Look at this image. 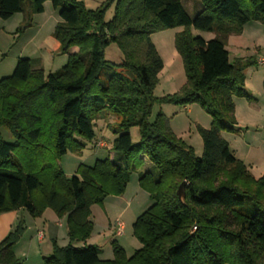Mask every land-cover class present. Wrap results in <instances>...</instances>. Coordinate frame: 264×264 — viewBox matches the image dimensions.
Masks as SVG:
<instances>
[{"label":"trees","instance_id":"16d2710c","mask_svg":"<svg viewBox=\"0 0 264 264\" xmlns=\"http://www.w3.org/2000/svg\"><path fill=\"white\" fill-rule=\"evenodd\" d=\"M46 1L61 17L53 35L67 62L46 73L20 57L0 80V214L26 209L37 218L52 209L67 218L69 243L54 240L45 264H264V176L255 177L222 137L235 130L233 96L251 98L243 70L255 61L232 62L228 39L250 21L264 24V0H200L195 17L182 0H106L96 9L84 0H29L32 15L44 12ZM25 2L0 0V19L23 12ZM113 3L114 16L106 20ZM175 27H183L175 47L186 82L155 97L164 60L151 35ZM192 29L216 36L207 40ZM111 43L122 50L119 64L106 58ZM74 46L78 50L70 53ZM156 102L197 103L211 115V126L200 128L201 156L173 132L169 117L159 112L150 119ZM104 111L119 118L114 157L81 164L67 175L59 160L96 138L95 121ZM135 126L137 143L130 133ZM2 128L13 141L5 140ZM146 158L157 172L139 173L153 201L133 223L141 247L128 256L114 240L113 257L103 259L98 246L86 243L95 227L91 207L123 194ZM25 229L20 220L0 241V264H22L13 247Z\"/></svg>","mask_w":264,"mask_h":264},{"label":"rangeland","instance_id":"374dc122","mask_svg":"<svg viewBox=\"0 0 264 264\" xmlns=\"http://www.w3.org/2000/svg\"><path fill=\"white\" fill-rule=\"evenodd\" d=\"M104 1L106 0H84L89 9H96ZM182 2L191 17H195L202 9L200 0H182ZM24 9L8 23H5V19H0V28L5 25L7 27L0 29V37H2L0 44L5 49V54H0V80L13 73L20 57H30L34 61V65L41 66L46 73L57 71L67 62L66 55L61 53L60 50L58 51L60 45L53 35L56 25L61 21V17L51 1L46 2L45 10L42 13L32 15L29 0H26ZM114 12L115 3L108 7L106 20H111ZM182 29L183 27L168 28L155 31L151 35L152 41L164 60V68L159 73V80L154 88L155 97L174 93L186 82L184 65L175 47L176 34ZM244 30L245 33L243 34ZM244 30L241 34L230 35L231 39L229 36L230 42L228 39L227 48L232 62L238 58L255 60L243 70L245 87L251 98L238 96L237 94L233 96L235 102V130L222 132V137L228 141L236 157L249 167L252 174L255 177H261L264 176V61H262L264 59V24L261 21L253 20L244 26ZM192 31L195 35H200L207 40L216 36L214 32L198 29H192ZM1 57L6 58V60L1 61ZM106 58L119 64L123 60L122 50L117 44L111 43L106 48ZM190 106L192 108L191 113L182 105L156 102L150 119L154 120L159 112L169 117V125L173 132L190 144L198 156H201L204 145L200 128H209L212 117L201 105L194 103ZM118 122L119 118L116 114L104 111L100 118L95 121L96 138L92 141L86 140V147L83 151L78 153L68 152L59 160L64 172L71 176L77 172L81 164L92 166L96 158L109 157L110 153L113 152L111 148L116 137L114 132L118 128ZM130 133L133 142L137 143L140 138L138 127H132ZM2 134L6 141L14 140L6 128H2ZM145 168L146 166L142 169ZM151 169L157 172L153 164ZM137 189L141 192L140 196L133 204L128 206V200L136 198L135 191ZM120 196H125L127 200L115 201L114 198ZM150 199L149 192L139 184L138 175L132 173L123 194L109 195L103 203L92 205V212L94 214L98 213L97 232L87 244H94L100 249H108L109 251L103 250L100 253L101 258L113 257L110 247L114 232L107 228L108 224L104 227V221L108 219V213L112 221L117 220L119 217L126 223L124 234L117 237V241L126 248L130 255L133 254L136 249L141 247L140 241L133 234V223L137 219L136 215H141L147 209L145 206ZM26 212L30 216V224L31 221L37 220L41 229L47 224L48 227L54 229V234L57 233V236L51 240L52 236L50 237L47 234L49 229L46 227L47 237L44 243H41L36 235V224L33 223L28 227L29 230L25 229L23 235L14 245V252L22 264H45L43 258L51 255L54 240L57 241L59 246H65L69 243L67 218L58 217L52 209L45 210V215L43 213L44 219H37L27 210ZM120 212H123L122 216H119L118 213ZM20 219L13 224V227L2 239L17 228ZM84 244V242H75L74 246L83 247ZM32 246L33 249H31Z\"/></svg>","mask_w":264,"mask_h":264},{"label":"crops","instance_id":"0c3cea01","mask_svg":"<svg viewBox=\"0 0 264 264\" xmlns=\"http://www.w3.org/2000/svg\"><path fill=\"white\" fill-rule=\"evenodd\" d=\"M47 2V1H46ZM46 2H45V4H44V7H45V5H46ZM19 13V12H18ZM18 13H16V14H14L12 17H10V18H8V19H5V23H8V21H10L12 18H14L16 15H18ZM248 24V23H247ZM246 24V25H247ZM245 25V26H246ZM5 27H6V25L5 26H3V27H1V28H4L5 29ZM0 28V29H1ZM7 28V27H6ZM245 29H246V27H245ZM2 30V29H1ZM245 33V30H244V32H243V34ZM242 34V35H243ZM233 37V36H232ZM230 39H231V36H230ZM230 39H229V42H230ZM2 40V37H0V41ZM76 47L77 46H74V47H72V48H70V50H69V52L70 53H73V52H76L77 50H78V47H77V49H76ZM5 49H4V47L0 44V54H5L4 51ZM60 49H58V51H59ZM1 55V56H2ZM66 55V57H67V54H65ZM30 58V57H29ZM1 61H5L6 60V58H3V57H1ZM66 60H67V58H66ZM37 62V61H36ZM38 63V62H37ZM37 68H40L39 67V65L38 66H36ZM185 109L189 112V113H191L192 112V108H191V106L190 105H187V106H185ZM110 158H113L114 157V152H111L110 153V156H109ZM96 159H98V158H96ZM96 161V160H95ZM144 166H146V168L145 169H142ZM144 166L142 167V168H140L138 171H136V172H134V173H136L137 175H138V178H139V173L140 172H142V171H146V170H148V169H150L151 168V166H152V163L146 158L145 159V164H144ZM259 177V176H258ZM135 193L137 194V196H136V198H131V199H129L128 200V203H127V205L128 206H130L131 204H133L134 203V201L140 196V194H141V192L139 191V189H137L136 191H135ZM115 199V201L117 200V201H126L127 200V198L125 197V196H120V197H115L114 198ZM153 203V201L150 199L148 202H147V204H146V208H148L151 204ZM145 208V209H146ZM106 213H107V211H105ZM97 214L98 213H95L94 214V212H92V220L94 221V224H95V227H94V231H93V233H92V235H91V237L90 238H92L95 234H96V232H97V230H96V226H97V220H98V217H97ZM119 214V216H122V214H123V212H120V213H118ZM137 214H139V213H137ZM44 215H45V213H44ZM54 215H55V213H54ZM20 216H22L21 218H22V220L25 222V225H26V229H28L29 230V226H31L33 223H35L36 225V228H37V233H36V235H37V237H38V239H39V241L41 242V243H44V241H45V238L47 237V235H46V232L47 231H45V229H46V227H47V229H49V232L47 233L48 235H50V237H51V240L52 239H54V238H56V234H54V229L53 228H51V227H48L47 226V224H45L44 225V229L42 228L41 229V227H40V224L37 222V220H34V221H31V224L29 223L30 222V216H28V214H27V212H26V210L25 209H18V210H14V211H10V212H5V213H1L0 214V240L7 234V232L13 227V224H15L19 219H20ZM137 217L139 216V215H136ZM54 217V216H53ZM55 217H56V215H55ZM107 217H108V219H105V223H104V227H106V225H107V228L109 229V230H112L113 232H114V234H113V237L111 238V242L112 241H117V237H119V236H121V235H123L124 234V231H125V229H126V223L123 221V223H124V229H123V233L122 234H118L117 232H116V228H115V221L116 220H114V221H112V219L110 218V216H108V213H107ZM45 218V216H41V217H37V219H44ZM119 218V217H118ZM63 219V218H62ZM21 220V219H20ZM36 221V222H35ZM109 226V227H108ZM90 238L86 241V243H89V240H90ZM118 242V241H117ZM85 243V242H84ZM119 243V242H118ZM120 244V243H119ZM121 246H123L122 244H120ZM124 247V246H123ZM111 251H112V255H113V250H112V243H111ZM125 248V247H124ZM140 248V247H139ZM31 249H33V246H32V248ZM30 249V250H31ZM103 250L104 251H109L108 249H102L101 248V253L103 252ZM125 250H126V248H125ZM126 252H127V250H126ZM135 252V251H134ZM127 254H128V256H130V254L127 252ZM132 255V254H131ZM112 258V257H111Z\"/></svg>","mask_w":264,"mask_h":264},{"label":"built area","instance_id":"2783aa9c","mask_svg":"<svg viewBox=\"0 0 264 264\" xmlns=\"http://www.w3.org/2000/svg\"><path fill=\"white\" fill-rule=\"evenodd\" d=\"M264 61V59L262 60ZM264 63V62H263ZM115 228H116V232L118 234H122L123 233V229H124V223L123 221L118 218L116 221H115ZM196 228V226H194V229Z\"/></svg>","mask_w":264,"mask_h":264},{"label":"water","instance_id":"95a60500","mask_svg":"<svg viewBox=\"0 0 264 264\" xmlns=\"http://www.w3.org/2000/svg\"><path fill=\"white\" fill-rule=\"evenodd\" d=\"M186 181H184L181 185H180V187H179V189H178V196L180 197V199H184L185 198V186H186Z\"/></svg>","mask_w":264,"mask_h":264}]
</instances>
